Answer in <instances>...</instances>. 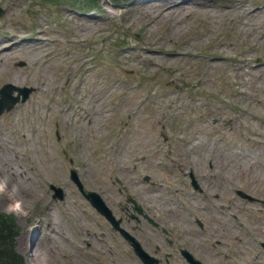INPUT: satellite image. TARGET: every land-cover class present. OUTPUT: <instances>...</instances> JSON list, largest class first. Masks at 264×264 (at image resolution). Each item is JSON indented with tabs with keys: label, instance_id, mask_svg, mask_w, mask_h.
<instances>
[{
	"label": "rangeland",
	"instance_id": "obj_1",
	"mask_svg": "<svg viewBox=\"0 0 264 264\" xmlns=\"http://www.w3.org/2000/svg\"><path fill=\"white\" fill-rule=\"evenodd\" d=\"M66 1L0 0V86L34 87L24 102L0 115V179L14 193L11 198L0 189V211L15 220V248L25 264H38L33 240L48 264H133L125 261L121 241V249L105 258V248L85 246L83 227H93L92 214L70 182L68 159L92 186L111 170L106 159L87 163L86 148L157 145L171 146L178 161L199 171L207 168L208 148L225 149V157L216 153L212 160L217 176L207 197L240 203L249 231L238 236L233 256L214 263L264 264L257 244L264 240V221L255 232L253 203L233 192L237 187L264 197V0H240L243 10L171 0L189 6L176 25L155 16L158 1L148 10L147 0H94L98 6L84 2V12L63 6ZM19 37L25 40L16 42ZM239 61L245 63L240 69ZM160 149L151 154L167 150ZM254 150L261 152L256 160ZM169 173L153 174L155 183L163 182L154 197H206L192 195L186 179L183 184ZM50 181L63 186L66 197H49ZM16 199L25 207L8 210Z\"/></svg>",
	"mask_w": 264,
	"mask_h": 264
},
{
	"label": "flooded vegetation",
	"instance_id": "obj_2",
	"mask_svg": "<svg viewBox=\"0 0 264 264\" xmlns=\"http://www.w3.org/2000/svg\"><path fill=\"white\" fill-rule=\"evenodd\" d=\"M138 149L140 148L133 147L116 152V155L104 156L110 158V162H113V159L118 160L116 168L125 184L116 187V192L112 189L103 191L102 184L100 185L99 190L103 191L104 196L102 198L115 219L110 220L99 213L98 209L92 208L94 227L91 234L89 231H86V234L93 235L91 241L86 242L87 247H90L94 241L106 250L110 247L111 239L116 237L118 241L124 243L131 261H139L135 249L141 248L156 258L158 264H190L181 252L182 249H186L203 264L208 263L221 253L217 250L218 247L223 250L227 246L222 240L226 241L236 231L230 221L216 217L213 213L212 201L216 200L221 205L225 201L224 208L230 210L234 222L241 226L242 209L234 202L227 203L226 197H172V200L169 197H154V182L150 181V178L140 182L136 177L138 167L133 164L129 169L128 165L123 163L124 160L136 157L126 153L136 152ZM181 149L183 150V147ZM139 158L144 162L143 168L148 169L150 158L144 155ZM181 166L182 164L179 165ZM153 167L163 169L161 165H153ZM193 167L192 171L197 180L210 189L211 179L217 176L212 172V165L209 164L201 171ZM107 184L111 186L108 178ZM217 186H219L218 182L215 184V187ZM258 198L264 199V197ZM256 204H258L256 212L264 213L259 207L260 202L257 201ZM114 226L121 227L125 233H121ZM212 239H215L214 243L211 242Z\"/></svg>",
	"mask_w": 264,
	"mask_h": 264
},
{
	"label": "bare ground",
	"instance_id": "obj_3",
	"mask_svg": "<svg viewBox=\"0 0 264 264\" xmlns=\"http://www.w3.org/2000/svg\"><path fill=\"white\" fill-rule=\"evenodd\" d=\"M148 1V5L147 7L149 8L148 10H150L153 6L156 5L157 1L159 2V8L158 10L155 12V16L157 18H162V17H167V19L169 21H171V23L173 25H176L178 22L182 21V19L187 16V10L189 8L188 2L186 1H181L180 3H176L173 2L171 0H147ZM146 1V2H147ZM206 3L204 4L205 7L207 8H218V7H223L224 9H232V7L241 4V1H226V0H205ZM218 2V6H215L214 3ZM244 7V6H242ZM175 15L177 17H175ZM154 20V17L149 18L148 22ZM168 34V33H167ZM152 49L151 48H147L146 49V53L148 54V58H151L150 55L152 54ZM222 57L224 58V56L218 55L215 56L216 59H222ZM151 60V59H150ZM17 170L14 169V167L11 168V173L14 174ZM0 189L3 191V193L5 195H7L8 197L13 198L12 196H14L13 191L10 189L9 185L3 180L0 179ZM24 206V201L22 199H16L10 203H8L7 205V209L8 210H16L17 208L19 209L20 207ZM25 207V206H24ZM22 215H27V212H22ZM34 241V243H33ZM32 241V245L34 244V246L32 247L31 250V254L32 256H35L37 259V263L38 264H48V262H46V258L44 257V252L41 248V244L39 241L37 240H33ZM31 244V243H30Z\"/></svg>",
	"mask_w": 264,
	"mask_h": 264
},
{
	"label": "trees",
	"instance_id": "obj_4",
	"mask_svg": "<svg viewBox=\"0 0 264 264\" xmlns=\"http://www.w3.org/2000/svg\"><path fill=\"white\" fill-rule=\"evenodd\" d=\"M17 226L14 218L0 211V264H24L15 249Z\"/></svg>",
	"mask_w": 264,
	"mask_h": 264
},
{
	"label": "water",
	"instance_id": "obj_5",
	"mask_svg": "<svg viewBox=\"0 0 264 264\" xmlns=\"http://www.w3.org/2000/svg\"><path fill=\"white\" fill-rule=\"evenodd\" d=\"M0 13H1V10H0ZM15 87L11 86V85H4L3 88L1 89V94L3 97H6V99L8 100V102L6 101H3L2 99L0 100V113L2 112V110L4 108L6 109H9L12 107L13 103L16 102L17 100V97H11L10 96V92H11V89H13ZM19 90L20 93H22L23 95V99L28 95V92H29V88H17Z\"/></svg>",
	"mask_w": 264,
	"mask_h": 264
}]
</instances>
